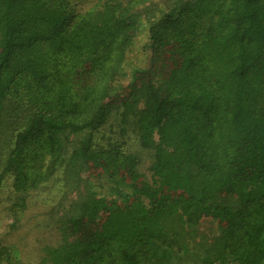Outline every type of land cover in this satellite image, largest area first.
<instances>
[{
  "label": "trees",
  "instance_id": "1",
  "mask_svg": "<svg viewBox=\"0 0 264 264\" xmlns=\"http://www.w3.org/2000/svg\"><path fill=\"white\" fill-rule=\"evenodd\" d=\"M142 18L150 40L179 47L181 65L165 90L144 83L116 105L108 97ZM132 139L151 160L138 192L119 175L144 178ZM90 162L117 172L113 193L127 204L114 202L82 244L46 248L47 264H264V0H0L9 233L35 193L61 173L71 191ZM205 218L217 227L205 231ZM0 264L26 263L2 243Z\"/></svg>",
  "mask_w": 264,
  "mask_h": 264
},
{
  "label": "rangeland",
  "instance_id": "2",
  "mask_svg": "<svg viewBox=\"0 0 264 264\" xmlns=\"http://www.w3.org/2000/svg\"><path fill=\"white\" fill-rule=\"evenodd\" d=\"M151 20L142 18L130 29V50L125 71L117 90L108 97L116 105L131 100L144 83L157 82L165 90L180 68L178 46L150 40ZM89 82V67L79 70L74 76V83L79 91ZM105 135L111 137V130L106 129ZM116 139L118 137L115 136ZM105 140L101 136L98 138L101 143ZM127 144L130 153L143 157L141 173L144 178H131L121 172L119 175L138 192L143 183H152L148 170L150 155L141 148L137 139L128 140ZM115 173L117 172L106 169L102 163L90 162L71 191L65 189L64 175L61 173L42 191L33 195L29 211L24 215L18 230L12 234L8 228L11 220L5 211L12 185L11 179H8L0 196V244L16 247L20 259L26 264H47L46 248L62 244L78 246L89 240L93 233L106 226L107 209L112 208L114 202L120 208L127 204L125 197L117 199V194L113 193L120 185L119 181L114 183L112 180L111 176L116 175ZM64 218L66 225L63 227L60 224ZM213 224L215 223L211 218H205L203 229L209 232Z\"/></svg>",
  "mask_w": 264,
  "mask_h": 264
}]
</instances>
